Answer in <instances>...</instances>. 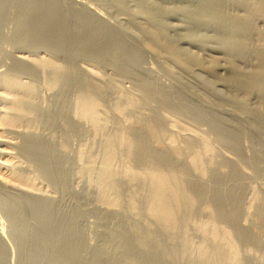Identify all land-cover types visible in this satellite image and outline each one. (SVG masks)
Here are the masks:
<instances>
[{
	"label": "rangeland",
	"instance_id": "374dc122",
	"mask_svg": "<svg viewBox=\"0 0 264 264\" xmlns=\"http://www.w3.org/2000/svg\"><path fill=\"white\" fill-rule=\"evenodd\" d=\"M262 55L264 0H0V264H264Z\"/></svg>",
	"mask_w": 264,
	"mask_h": 264
},
{
	"label": "bare ground",
	"instance_id": "6f19581e",
	"mask_svg": "<svg viewBox=\"0 0 264 264\" xmlns=\"http://www.w3.org/2000/svg\"><path fill=\"white\" fill-rule=\"evenodd\" d=\"M262 5V4H260ZM233 26V25H232ZM261 52V51H260ZM262 53V52H261ZM261 55V54H260ZM19 59H26L28 58V55L24 54V53H20L18 55ZM262 57H264V55H262ZM39 59V58H38ZM264 61V60H262ZM39 63L41 64H47V65H53V63L49 60H44V59H41L39 60ZM261 74V73H260ZM262 75H264V73H262ZM261 75V76H262ZM258 76V75H257ZM264 77V76H262ZM260 78V77H259ZM256 79V78H255ZM8 81V80H7ZM4 89V88H3ZM2 88H0V98H7L6 97V94L5 92L7 91H3ZM8 90V89H7ZM9 95V94H8ZM11 95V94H10ZM11 97V96H10ZM8 96V98H10ZM12 98V97H11ZM11 98L9 99L10 100V105H8L7 101L6 100L5 103H1L2 105L0 106V125L2 127H0V129H4L3 131H0V136H3L5 139H0V146H2L3 144H5L4 142H11L10 141V136L7 135V133H9L10 131H14L15 127H14V124H15V118H14V115H13V112H14V108L16 109L17 107H14L16 105H14L15 103L11 102ZM17 98V97H16ZM12 99H15V98H12ZM93 98H88V97H85V96H81L79 99H78V107L80 108V111L81 113L83 114H86V115H89L90 117H93V109L94 107L96 106V103L95 101L92 100ZM18 103V102H17ZM20 106V105H19ZM19 110V109H18ZM78 111V112H80ZM16 112V111H15ZM15 114V113H14ZM259 115V114H258ZM16 117V116H15ZM94 118V117H93ZM92 118V119H93ZM17 125V124H16ZM15 125V126H16ZM14 127V128H12ZM8 129V131L6 130ZM14 129V130H13ZM12 139V137H11ZM8 143V144H9ZM137 146L139 148L140 146V149L141 151H146L145 153H147L148 151V148L145 144V142L143 140H139L137 142ZM140 144V145H139ZM207 144V143H206ZM13 145V144H12ZM132 146V144H131ZM136 146V147H137ZM11 148L10 144L9 146H5V147H0V153H10L7 149ZM205 148H207V145L205 146ZM32 149V148H31ZM35 150V149H33ZM139 152V151H138ZM150 152V151H149ZM196 155V154H195ZM160 158V157H159ZM108 159V158H107ZM192 165L198 167V157L197 156H192ZM4 164H7L5 163L4 160H2V157H0V166L3 165V166H6ZM200 164V163H199ZM9 166V164H8ZM107 166V165H106ZM7 167V166H6ZM4 168V167H3ZM9 168V167H8ZM108 169V168H107ZM155 170V169H154ZM0 171H2V169H0ZM6 172V171H5ZM4 172V173H5ZM107 172V171H106ZM1 173V172H0ZM8 174H0L1 177L4 179L5 182H7V184L9 183V185L13 186V187H16V189H23V190H26L28 191V185L24 182L25 180H22L23 178H20L18 177L17 175H10L9 172H7ZM109 173V172H108ZM181 173V172H180ZM179 172H164V171H161V170H155V171H151V174H150V180H151V183H152V187H153V190H152V200L154 202L153 204V207H152V213H154L155 215L159 216L160 218H162L163 220H165L166 222L168 223H172L173 220H174V212H173V204L177 203L175 202L178 198L180 199V196L182 195V174H180ZM202 173V172H201ZM27 181V180H26ZM31 187V185H30ZM33 189V188H32ZM35 189V188H34ZM33 189V191H34ZM31 190V189H30ZM183 196V195H182ZM151 199V198H150ZM191 200V199H190ZM175 202V203H174ZM178 204V203H177ZM175 208V206H174ZM168 225V224H167ZM210 228V227H209ZM212 228V227H211ZM216 233V231H215ZM217 234V233H216ZM209 235V234H208ZM215 235V234H214ZM218 235V234H217ZM227 236V235H226ZM214 237V236H213ZM222 240V239H221ZM225 248V247H224ZM232 248V247H231ZM234 251V250H233ZM236 252V251H235ZM234 252V253H235ZM201 255V254H200ZM214 255L216 256V258H221L223 257V253L221 250H216ZM235 256V255H233ZM214 257V256H213ZM223 259V258H222ZM219 260V259H218Z\"/></svg>",
	"mask_w": 264,
	"mask_h": 264
}]
</instances>
